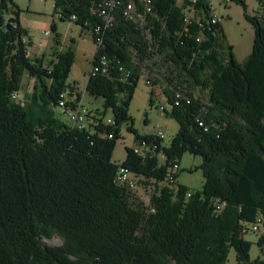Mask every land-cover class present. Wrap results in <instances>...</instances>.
Returning <instances> with one entry per match:
<instances>
[{"label": "trees", "instance_id": "1", "mask_svg": "<svg viewBox=\"0 0 264 264\" xmlns=\"http://www.w3.org/2000/svg\"><path fill=\"white\" fill-rule=\"evenodd\" d=\"M12 1H0V264H228L231 249L237 264H264V3L259 0L254 16L246 14L255 39L242 64L226 45L222 24L210 23L211 0H197V17L187 28L188 0H153L151 40L124 17L128 0L114 10L110 26L100 12L104 0H54L61 20L92 36L97 49L91 70L101 57L109 61L107 73L90 71L86 92L104 99L117 125L88 115V128L78 131L56 113L68 90L74 50L60 51L48 66L33 61L22 12ZM233 2L246 10L243 0ZM9 11L12 16L5 17ZM10 18L15 23L8 27ZM52 29L57 32L55 24ZM154 56L208 97L172 85L170 111L164 113L180 127L168 147L159 137L128 128L135 144L157 146L165 164L142 160L127 148L123 167L164 184L169 165L190 153L203 160L205 184L201 191L160 187L147 216L115 184L120 166L112 155L121 126L132 122L127 110L142 65ZM25 75L38 84L16 102L12 95L20 97ZM177 92L184 96L179 105ZM258 218L262 256L251 260L244 225ZM55 238L61 243L49 244Z\"/></svg>", "mask_w": 264, "mask_h": 264}, {"label": "rangeland", "instance_id": "2", "mask_svg": "<svg viewBox=\"0 0 264 264\" xmlns=\"http://www.w3.org/2000/svg\"><path fill=\"white\" fill-rule=\"evenodd\" d=\"M176 1L179 5H182L187 0ZM243 1L246 10L240 2H233L230 5H220L218 0H212L215 14L223 18L221 24L226 36V45L233 48L232 54L236 62L242 64L252 54L253 40L255 39L254 29L247 21L246 14L254 16L262 6L259 0ZM54 2V0L12 1L15 8H18L24 15L20 22L21 27L27 31L28 37L32 41L31 46L27 47L28 54L33 61L42 60L43 64L48 66L50 62L56 59L60 51L63 52L65 49L67 50L72 47L75 54V62L72 65L68 84L73 86L69 85L68 87H73L72 90H75V95H78L83 101L84 110L90 116H98L106 123L109 119L114 118L113 113L111 110L105 111V101L103 98L92 97L85 90L91 66L94 63L97 46L91 35L86 34L81 36V28L72 22L60 19L61 16L55 11ZM10 16H12L11 11L6 12L5 17ZM54 24L57 32H53L52 26ZM47 31L51 32L49 38L45 36V32ZM134 57L138 63L139 59L136 56ZM141 74L142 76L137 82L129 110H127L132 122L121 126V138L117 140L112 155V161L119 164V166H123L126 161V149H133L137 145L135 144V134L128 130L130 126L133 127L138 135L162 137L164 147H168L171 141H173L179 131L180 125L166 116L162 110V108H165L166 112L170 111L167 96L172 91L173 86L176 85L178 88L187 89L196 98H201L204 101L208 97L206 91L192 84L191 81H188L186 76L172 68L160 56L147 59L142 65ZM169 79L171 80V84ZM36 84L38 83L32 80L29 75H25L22 79V91L19 98L21 100L25 99V94L34 92ZM70 93L72 91L70 90L69 92L67 90L68 96ZM56 113L62 121L69 122L60 107L57 108ZM153 158H156L160 165L165 164L164 154L162 152L157 153ZM202 162L201 157H195L190 153L185 154L179 161L180 171L177 174L178 185L189 190L201 191L205 184L203 171L200 169ZM144 179L138 182L137 176V179H135L136 188L124 189L127 191L129 204L133 208L142 209L149 216L152 213V200H149L148 197L149 190L155 184L157 189L154 194L157 195L159 188L163 185L159 186L155 179H150L147 176ZM244 227L247 229L243 235L244 239L253 244L250 250L251 260H256L262 256L257 242L263 233L262 231L260 233H253L252 224H245ZM60 243L61 241L55 238L49 244L57 246ZM228 264H237V254L234 249L230 250Z\"/></svg>", "mask_w": 264, "mask_h": 264}, {"label": "built area", "instance_id": "3", "mask_svg": "<svg viewBox=\"0 0 264 264\" xmlns=\"http://www.w3.org/2000/svg\"><path fill=\"white\" fill-rule=\"evenodd\" d=\"M41 1H47V0H41ZM190 4L186 7H183V15H184V25L185 27H189V25L193 22V20L197 17L198 11L196 9L197 0H188ZM220 2V5H230L233 3V0H218ZM264 1V0H260ZM259 1V2H260ZM123 0H104V3L100 5V12L105 18L106 25L110 26L113 21L112 13L114 10L121 4H123ZM213 9L212 0L210 1ZM184 4V3H183ZM182 4V5H183ZM153 0H128L127 3H124V17L127 21L133 23L139 30H142L145 33V37L148 40H151L152 38V26H150V17L154 16L153 13ZM22 16V15H21ZM20 16V18H21ZM76 17L71 18L73 21ZM223 22V18L219 17L215 14L213 10V17L210 21L211 24H219ZM209 23V22H208ZM45 36L49 38L51 36V32H45ZM198 40V39H197ZM24 43H28V38H25ZM200 40H198L199 42ZM29 55V54H28ZM108 64L109 61L105 56L101 57L98 64H96L95 67L92 68L91 73H107L108 72ZM119 71L122 72V75H125V77H129L130 72L127 71L124 67L120 66ZM150 84V82H148ZM184 97L181 92H177L176 95V105H179L180 98ZM12 98L17 102L19 101V97L15 94L12 95ZM187 103L189 104V100H187ZM60 105L61 109L63 110L65 116L68 118L69 125L75 128L78 131H84L88 128L89 124V118L88 113L84 110L83 101L78 97L69 98L67 92L60 95ZM163 112L165 111V108H162ZM105 123V122H104ZM117 125L115 119H109L105 126L107 127H115ZM203 125V124H201ZM162 139V137L157 136ZM110 139H113V135H109ZM134 154L141 158L142 160H145L147 158L152 159L156 156L158 153V147L149 144L147 141H143L138 143L135 148H133ZM165 159V158H164ZM180 171V166L178 162H174L169 165L167 171H166V179L163 184V182H159L156 180V183L161 185H166L169 188H176L178 187L177 183V174ZM138 176V182L141 181V179H144L145 176L141 174H135L131 169L120 166L116 172L115 176V184L118 187L126 188V189H134L136 188V182L135 179H137ZM146 180V179H144ZM137 181V180H136ZM154 184L151 186L152 188L149 190V200L154 199V192L157 189ZM148 193V191H147ZM154 194V195H153ZM188 197H191V191H188L187 193ZM216 209L220 211L222 209V205L217 204ZM151 212L153 213L154 210L151 207ZM263 228L262 219L258 218L256 219V222L254 225H252V232L253 233H260Z\"/></svg>", "mask_w": 264, "mask_h": 264}, {"label": "crops", "instance_id": "4", "mask_svg": "<svg viewBox=\"0 0 264 264\" xmlns=\"http://www.w3.org/2000/svg\"><path fill=\"white\" fill-rule=\"evenodd\" d=\"M23 17H24V15L22 14V16H21V19H20V22H21V20L23 19ZM83 32H81L80 33V35L82 36V35H86V34H82ZM62 50V49H61ZM66 50V49H65ZM94 60H95V57H94ZM92 67V66H91ZM91 71V70H90ZM90 74V73H89ZM88 79H89V77H88ZM69 85H71V84H68V86ZM71 86H73V85H71ZM69 88V87H68ZM73 89V87H70L68 90H69V92H70V90L72 91V93H70L69 94V98L71 99V98H73V97H75L76 95H75V90H72ZM86 90V89H85ZM76 97H78V95L76 96ZM79 98V97H78Z\"/></svg>", "mask_w": 264, "mask_h": 264}, {"label": "water", "instance_id": "5", "mask_svg": "<svg viewBox=\"0 0 264 264\" xmlns=\"http://www.w3.org/2000/svg\"><path fill=\"white\" fill-rule=\"evenodd\" d=\"M15 23V20L13 18H10L9 21H8V27H11L12 24Z\"/></svg>", "mask_w": 264, "mask_h": 264}]
</instances>
